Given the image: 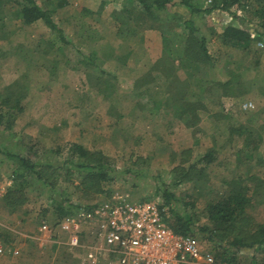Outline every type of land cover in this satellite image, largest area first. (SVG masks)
<instances>
[{
    "label": "rangeland",
    "instance_id": "374dc122",
    "mask_svg": "<svg viewBox=\"0 0 264 264\" xmlns=\"http://www.w3.org/2000/svg\"><path fill=\"white\" fill-rule=\"evenodd\" d=\"M36 1L50 11L63 38L40 19L24 22L19 0H0L3 150L25 155L33 146V159L59 167L66 142L99 152L110 167L99 186L77 171L69 179L47 171L56 178L53 188L78 206L112 192L160 203L156 189L165 184L181 201L194 203L199 224L209 225L202 210L228 193L233 178L242 176L239 181L264 193L263 35L247 47L226 41L221 18L227 14L204 13L209 0H198L191 19L205 38V56L174 18L182 12L146 11L134 0ZM242 1L264 6V0ZM206 149L218 159L203 174L174 184L183 158ZM15 165L0 153V241L8 246L0 264H78L73 247L43 238L41 223L61 218L47 197L52 187L30 183L21 208L11 211L4 203ZM258 200L247 210L254 223L264 222ZM193 238L202 264H227L212 242ZM255 253L264 257V246ZM237 256L234 264H249L248 256Z\"/></svg>",
    "mask_w": 264,
    "mask_h": 264
},
{
    "label": "trees",
    "instance_id": "16d2710c",
    "mask_svg": "<svg viewBox=\"0 0 264 264\" xmlns=\"http://www.w3.org/2000/svg\"><path fill=\"white\" fill-rule=\"evenodd\" d=\"M134 1L139 2L146 11L171 9L174 14L182 12L183 16L175 15L174 18L181 19L184 28L194 35L198 47L207 56L205 38L191 19V15L199 9L198 0ZM202 6L204 13L221 10L227 14L228 20L221 18L222 21L225 20L226 22L222 31V36L226 41L229 40L233 44L247 47L251 39L258 35L264 36V6L262 4H246L242 0H209ZM18 11L21 13L24 22L31 23L40 19L50 29L56 30L60 38H63L61 30L51 18L50 11L36 0H19ZM246 11L250 13L246 14ZM242 20H246L247 23L243 24ZM252 22H254V27ZM65 145L67 147L63 152L67 155L61 162V167L49 161L37 162L38 159H33L32 156L35 157L38 154V148L34 149L33 146H29L28 154L21 155L11 153L7 149L3 150L0 145V153L6 154L16 164L12 171V185L6 189L2 196L4 203L10 206L11 211L23 206L29 188L27 185L30 183L32 185L40 183L52 187L47 197L57 212V218L75 213L81 207L72 204L62 193L53 188L56 178L49 177L47 175L48 170L50 171L49 175H58L59 179H69V176L77 171L82 173L84 178H87L86 181L97 186L102 181L109 179V163L99 152L88 151L82 145L74 142H66ZM214 152L216 151L213 149H206L204 153L190 161L186 160V157L183 158V162L178 166L181 171L176 175L174 184L203 174L202 171L205 166L218 159ZM185 153L188 155L190 150H186ZM59 170H61V174H58ZM241 177L238 176V180H235L237 178L232 179L234 183L227 194L205 205L202 215L206 217L209 225L199 224L197 218H193V215L196 216L195 210H193L194 203L181 201L165 184L156 189L161 197L159 206L165 207V211L169 212L170 217L166 216V220L176 232L192 237L198 235L212 242L214 248L220 251L222 258L228 259L226 260L227 264H234L237 255L240 254L249 257V264H264V257H258L255 253V250L264 246V222L254 223L252 215L247 211L255 198L264 204V200L260 199L261 195H259H264V193L251 190L253 185L248 186L243 181H239ZM248 177L251 179L252 175ZM38 191L41 192V189ZM89 204L84 206L88 207ZM43 216L45 217L44 213Z\"/></svg>",
    "mask_w": 264,
    "mask_h": 264
},
{
    "label": "built area",
    "instance_id": "2783aa9c",
    "mask_svg": "<svg viewBox=\"0 0 264 264\" xmlns=\"http://www.w3.org/2000/svg\"><path fill=\"white\" fill-rule=\"evenodd\" d=\"M166 216L153 199L131 200L112 192L54 224L43 222L41 229L73 237L87 231L90 242L78 264H202L194 238L176 232ZM4 247L0 241V252Z\"/></svg>",
    "mask_w": 264,
    "mask_h": 264
},
{
    "label": "crops",
    "instance_id": "0c3cea01",
    "mask_svg": "<svg viewBox=\"0 0 264 264\" xmlns=\"http://www.w3.org/2000/svg\"><path fill=\"white\" fill-rule=\"evenodd\" d=\"M43 222H46V223H48L47 221H43ZM42 222V223H43ZM41 223V224H42ZM55 223V222H54ZM49 224H52V223H49ZM40 229H41V227H40ZM81 230H82V227H81ZM41 232L43 233V238L46 240V241H51V242H54V243H59V244H66V245H69V247H73V249H75L76 250V252H78V256H79V253H83L84 252V248L86 247V245H88L89 244V242H90V239L88 238V233H87V231H80V233L78 234V235H76V237H73V235L72 234H70V233H67V232H63V231H57V232H55V233H51V232H46V231H43L42 229H41ZM60 235H64V236H67L66 237V239H65V241H64V239L62 238V236L60 237ZM58 236H59V238H58ZM57 237V238H56ZM3 242V241H2ZM70 242H73L74 243V245H71L70 244ZM77 242H78V245H77ZM3 244H4V246H5V243L3 242ZM196 244H197V246H198V243L196 242ZM8 248V246H6V247H4V252H6V249ZM199 248V247H198ZM199 250H200V248H199ZM2 251V252H3ZM2 252H0V256L1 257H3L2 255H1V253ZM3 252V253H4ZM200 252H201V250H200ZM201 254H203L202 252H201ZM203 256V255H202ZM203 258V257H202ZM77 261H78V257H77ZM76 261V262H77Z\"/></svg>",
    "mask_w": 264,
    "mask_h": 264
}]
</instances>
